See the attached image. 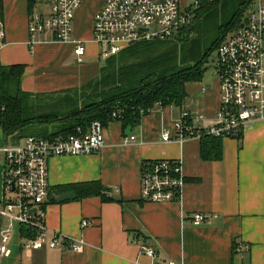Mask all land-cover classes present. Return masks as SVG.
Masks as SVG:
<instances>
[{
	"label": "crops",
	"instance_id": "obj_1",
	"mask_svg": "<svg viewBox=\"0 0 264 264\" xmlns=\"http://www.w3.org/2000/svg\"><path fill=\"white\" fill-rule=\"evenodd\" d=\"M106 0H84L74 21V36L86 42V55L79 62L71 42L53 41L40 34L32 43L29 14L50 12L36 0H3L0 22L5 45L0 65L23 64L22 88L44 103L73 99L77 107L87 100L85 87L96 80L104 61L93 39L96 12ZM194 0H181L184 8ZM217 75V74H216ZM186 83L183 106L156 105L132 127L112 121L105 127L106 145L90 155L54 156L49 162L51 195L41 206L49 236L61 233L85 240L74 252L68 247L30 249L27 235L16 225L8 242L9 254L0 264H162L175 259L182 264H264V121L241 129L240 137L220 138L221 157L212 158L213 148L202 156V142H165L164 129H171L183 111L198 117L200 125L212 124L221 102L218 75L212 83ZM77 95V98H76ZM81 95V96H79ZM71 105V104H70ZM135 136V139H131ZM7 137L0 126V147L21 142ZM179 159L186 175L182 195L169 202L141 198V162L146 159ZM4 156L0 153V195L4 191ZM99 182L107 188L108 200L100 195L81 196L69 186ZM88 189H94L88 184ZM73 197L62 202L61 194ZM209 216L194 225L192 215ZM88 219L91 225L82 227ZM6 219L0 218V232ZM145 242L158 252L155 258L142 251Z\"/></svg>",
	"mask_w": 264,
	"mask_h": 264
},
{
	"label": "built area",
	"instance_id": "obj_2",
	"mask_svg": "<svg viewBox=\"0 0 264 264\" xmlns=\"http://www.w3.org/2000/svg\"><path fill=\"white\" fill-rule=\"evenodd\" d=\"M3 0H0V3ZM213 1V0H207ZM84 0H52L50 12L29 14V33L33 43L40 34H51L57 42H71L79 62L86 55V42L74 36V21ZM201 0L184 8L181 0H106L96 12L93 39L100 46V58L120 53L124 48L147 40H165L188 26ZM1 24V22H0ZM0 28V52L5 41ZM217 75L221 102L212 124L200 125L198 117L183 111L171 129H164L165 142L184 143L204 137H240L241 129L254 121H264V0L250 7L245 21L217 48ZM121 115L115 111L113 117ZM132 136L131 139H135ZM106 145L105 126L94 120L87 130L65 139L27 136L21 142L0 147L4 156V191L0 195V218L6 225L0 232V255L9 254L8 242L16 225L26 229V248L56 249L68 247L81 251L86 242L61 233L49 236L41 206L49 199V162L54 156L90 155ZM141 198L149 202H169L181 197L186 175L179 159L157 158L141 162ZM36 210V211H34ZM209 219L205 213L192 215L194 225ZM82 227L92 224L88 219ZM142 251L155 258L158 252L145 242ZM162 264H182L167 259Z\"/></svg>",
	"mask_w": 264,
	"mask_h": 264
},
{
	"label": "trees",
	"instance_id": "obj_3",
	"mask_svg": "<svg viewBox=\"0 0 264 264\" xmlns=\"http://www.w3.org/2000/svg\"><path fill=\"white\" fill-rule=\"evenodd\" d=\"M226 1L228 0H201V5L195 11V23L181 29L177 40L167 43L166 46L154 44L155 40L134 43L124 51L107 58L100 76L83 90V96H87V100L82 107H77L74 98L44 103L42 99L23 90V64L0 65V126L5 135L15 136L17 139L27 136L65 139L77 134L79 128L87 130L94 120L101 121L105 127L112 121H121L124 126L135 127L158 104L183 106L187 96L186 83L202 78L211 50L218 48L228 32L242 25L245 21L243 17L247 15L253 0H238V3H243L241 10L238 14L235 13L221 39L215 42L202 59L187 64L182 58L180 62L183 66L180 67L179 59L175 62L168 55L172 51L176 52L175 46H182L184 43L195 46V36L199 34V19L207 11L223 5ZM35 2L36 0H29L31 10ZM192 52L191 48L187 53ZM167 62L176 64V69L168 68ZM115 111H121V115L113 117ZM219 140L220 138L214 136L201 139L204 158H207L206 149L209 145L213 148L212 155L209 156L221 157ZM88 184H92L94 189H88ZM88 184L69 187L76 190V194L77 189H81L78 197L100 195L104 200L109 199L106 196L108 189L101 183ZM25 230L22 228L27 235L28 231Z\"/></svg>",
	"mask_w": 264,
	"mask_h": 264
},
{
	"label": "rangeland",
	"instance_id": "obj_4",
	"mask_svg": "<svg viewBox=\"0 0 264 264\" xmlns=\"http://www.w3.org/2000/svg\"><path fill=\"white\" fill-rule=\"evenodd\" d=\"M39 2L41 5L46 6L47 4L49 5L51 3V0H39ZM256 3L257 0H253L251 2L250 7L255 6ZM242 5L243 3L242 4L238 3V0H228L223 5L221 6L219 5L215 9H212L209 12L207 11L199 19V23H198L199 34L195 36L196 37V40H194L195 46L186 43H184L182 46L181 45L175 46L176 52L172 51L171 53H169L168 55L169 59L173 58L175 62L176 60L179 59L180 67L183 66L181 65L180 62L182 58L187 62V64H192L202 59L204 54L213 47L215 42L221 39L223 33L227 29V25L233 20V16L235 15V13L238 14V12L242 8ZM245 17H243L244 20ZM194 21H195V16L191 24L195 23ZM232 33L233 31L228 32L227 37ZM178 34L179 31H176L170 38H167L165 40L156 39L154 41V44H157L159 46H166L167 43L176 41L178 38ZM142 42H153V41L150 40L140 41L137 42V44ZM191 48L193 49V52L191 54H188L187 52L190 51ZM124 49L122 51H124ZM175 65L176 64L167 62L168 68L176 69ZM216 66H217V49L211 50L209 56L207 57V61L205 62L204 82L206 84L212 83L213 80L215 79V76H217ZM25 133H28V131H26Z\"/></svg>",
	"mask_w": 264,
	"mask_h": 264
},
{
	"label": "water",
	"instance_id": "obj_5",
	"mask_svg": "<svg viewBox=\"0 0 264 264\" xmlns=\"http://www.w3.org/2000/svg\"><path fill=\"white\" fill-rule=\"evenodd\" d=\"M0 28H1V24H0ZM73 197V194L72 193H64V194H61L59 195L58 197H55L54 199L56 200V202H62L66 199H70ZM36 211V210H34Z\"/></svg>",
	"mask_w": 264,
	"mask_h": 264
}]
</instances>
